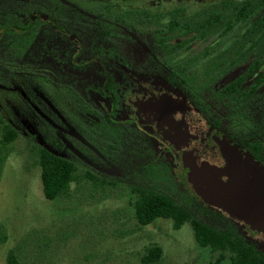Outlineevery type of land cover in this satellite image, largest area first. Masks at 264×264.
<instances>
[{"label":"rangeland","instance_id":"1","mask_svg":"<svg viewBox=\"0 0 264 264\" xmlns=\"http://www.w3.org/2000/svg\"><path fill=\"white\" fill-rule=\"evenodd\" d=\"M186 1L0 0V114L18 131L0 171V225L8 235L0 244V264H7L11 249L20 254L18 264H141V256L152 244L164 251L158 264H211L215 254L197 243L189 223L175 229L172 220L160 218L140 225L131 187L158 186L180 200H189L188 193L225 216L204 203L201 192L195 195L186 179L199 157L211 158L209 145L173 143L171 124L179 123H173L170 115L176 122L189 123L195 135H218L239 148L240 142L230 133L246 125L231 116L214 92L242 74L252 58L211 86L213 91L205 96V105L212 108L207 117L188 100L189 89L171 83L167 68L154 60V26L145 23L136 30L126 25L115 29L107 17L124 10L158 13ZM189 1L191 10L197 0ZM37 14L48 18L32 20ZM77 40L83 48L75 61L93 59L84 64L85 70L77 69L72 61ZM30 44L32 50H28ZM5 45L16 50L6 53L1 47ZM21 47L24 55L32 53L27 60L12 57ZM102 65L120 81L119 114L102 109L110 106L109 98L100 92ZM262 91L264 84L250 100V112L258 111L255 100L263 97ZM162 93L172 94L178 103L163 106ZM176 104L185 105L186 113ZM193 110L204 121L193 118ZM258 115L256 120L262 118V113ZM214 118L220 119L219 126ZM36 145L77 166V180L56 200L44 196ZM213 154L218 160V153ZM163 164L172 169L167 179L157 173ZM141 173L156 180L145 181ZM230 218L239 223L234 216ZM239 229L264 250L261 242L246 235L245 228Z\"/></svg>","mask_w":264,"mask_h":264},{"label":"trees","instance_id":"2","mask_svg":"<svg viewBox=\"0 0 264 264\" xmlns=\"http://www.w3.org/2000/svg\"><path fill=\"white\" fill-rule=\"evenodd\" d=\"M190 4L188 0L158 13L148 9L111 12L107 17L109 25L115 29L126 25L136 30L143 24L146 26L145 23L154 26L151 34L155 57L167 68L168 80L189 89L190 99L207 117H211L212 108L205 105V96L213 91L211 86L252 58L242 74L214 93L218 99H223L231 116L246 125L230 136L264 160V98L255 100L259 111L256 110V114L262 113L260 120L254 118L255 112L247 109L258 87L264 83V0H197L191 10ZM198 46L199 50H193ZM192 50L196 53H191ZM246 81L250 83L243 86ZM212 121L217 126L221 122L218 118ZM17 137L16 127L0 114V171L8 155L7 148ZM34 152L41 170L44 196L47 200H56L77 180V166L43 146L36 145ZM171 170L169 164L161 165L157 170L159 178L167 179L166 174L172 176ZM141 175L145 181L156 180V176ZM157 187L146 184L131 187L135 195L134 213L140 225H149L160 218L172 220L175 229L189 223L197 243L215 254L211 264L224 261L264 264V250L248 241L233 221L188 193L189 200H180ZM7 238L6 230L0 225V244ZM163 253L161 245L152 244L141 256V264H158ZM19 255L11 249L7 264H18Z\"/></svg>","mask_w":264,"mask_h":264},{"label":"water","instance_id":"3","mask_svg":"<svg viewBox=\"0 0 264 264\" xmlns=\"http://www.w3.org/2000/svg\"><path fill=\"white\" fill-rule=\"evenodd\" d=\"M161 99L165 107L176 101V98L169 93H162ZM178 105L181 113H186V106ZM167 114L169 117L170 114ZM192 114L193 118L197 116L204 121L203 117L197 115L194 110ZM170 119L173 123H179V125L173 124L174 126L171 124L172 133L169 131V134L173 143L178 142L183 146L194 145L196 142L212 145L213 151L219 156L218 160L215 157L198 158V164L192 167V173H189L193 177L186 175L192 192H201L200 197L204 203L217 207L229 218L230 216L237 218L239 223L236 221L235 223L246 229V235L256 238L264 245V165L253 159L246 150L232 146L223 137L218 135L202 137L192 134L189 123L185 120L176 122L171 115Z\"/></svg>","mask_w":264,"mask_h":264},{"label":"flooded vegetation","instance_id":"4","mask_svg":"<svg viewBox=\"0 0 264 264\" xmlns=\"http://www.w3.org/2000/svg\"><path fill=\"white\" fill-rule=\"evenodd\" d=\"M37 15H43V16H46V15H44V14H37ZM37 15H35V16H33L32 17V20H35V19H37V18H42V19H44V18H48V16H46V17H42V16H37ZM37 16V17H36ZM112 28L114 27V26H111ZM109 35H111V33L109 34ZM100 38H101V40H102V42L104 41V38L105 37H103V35L101 34L100 35ZM108 38V40H110V42H112L111 41V37L109 36V37H107ZM77 42H78V45H76V50H75V53L73 54V56H72V58H73V62H74V66L78 69H84L83 68V66H84V64L86 63V62H91L93 59H87L86 61L84 60H81L80 62H77V61H75L76 60V58H77V56L80 54V52L82 51V48H83V42L82 41H80V40H77ZM1 47H4V49L6 50V53H8L9 51H13V50H16V48H12L10 45H5V46H1ZM33 49V44H30V46L28 47V50H32ZM23 50H24V47H21V48H19V49H17V54H13L12 55V57H20L21 59L23 58V56H24V59L25 60H27V56L28 55H32V53H28L27 52V54L26 55H24L23 54ZM120 57V56H119ZM96 58H98V56L96 57ZM121 58V57H120ZM125 58V61H127V63L128 64H130L131 65V61L129 60V59H127L126 57H124ZM96 60H100V61H102V59L99 57L98 59H96ZM120 60V59H119ZM155 61H157V63L158 64H160L161 65V63L158 61V59L156 58V60ZM121 64H122V62H121ZM123 65V64H122ZM105 67L102 65V71H103V77H104V81H103V83H102V85H101V87H100V92L103 94V95H105L106 97H108L109 98V101H110V106L109 107H107V108H102L104 111H108L109 112V110L111 111V112H117L118 114L120 113V110H121V107H120V105H121V101H120V89H119V85H120V81L116 78V75L113 73V72H109V71H107L106 69H104ZM85 70V69H84ZM62 75V74H61ZM129 75H131L132 77H133V75H132V73L131 72H129ZM252 78H255V77H252ZM168 79H169V77H168ZM264 84V83H263ZM263 84H261L259 87H258V89H257V91L259 90V88L263 85ZM176 85V84H175ZM178 86V85H177ZM178 88L180 89V87L178 86ZM262 93H264V91H262ZM191 97L190 96H188V100L189 101H191L193 104H194V102L190 99ZM262 98H264V97H262ZM262 98H259V100L260 99H262ZM263 102V101H262ZM167 106H168V104H167ZM176 106L178 107V105L176 104ZM196 106V105H195ZM197 107V106H196ZM100 108V107H99ZM259 112V111H258ZM257 112V114H259ZM260 115V114H259ZM258 115V116H259ZM256 117V111H255V115H254V118ZM128 120V122H130L131 121V119H127ZM257 120H260V118L259 119H257ZM189 128H190V124H189ZM141 129H143V127L141 126ZM141 129L139 130V131H141ZM144 133V132H143ZM142 133V134H143ZM234 133V132H233ZM192 134H195V133H193L192 132ZM144 135V137H145V139H148V136L147 135H145V133L143 134ZM230 135H231V133H230ZM232 137V136H231ZM234 139V138H233ZM200 145H206V144H202V143H199ZM240 145V147L239 148H242L243 150H246L247 152H249L250 154H251V156H252V158L253 159H255V160H257L259 163H261L262 165H264V160L261 158V157H259L258 155H254L253 153H251L249 150H248V148H246L243 144H239ZM212 147H214V146H212V145H210L209 146V149L207 150V155H209L211 158L210 159H213L214 157H213V153H215L214 151H213V149H212ZM255 215H258V213H255ZM226 216V215H225ZM227 217V216H226ZM227 218H229V217H227ZM231 221H233L234 223H235V220H233V219H231V218H229ZM236 224V223H235ZM237 225V224H236ZM238 226V225H237ZM239 227V226H238Z\"/></svg>","mask_w":264,"mask_h":264}]
</instances>
